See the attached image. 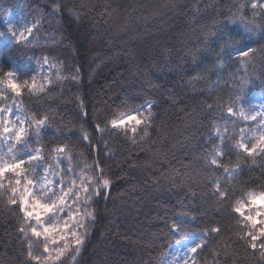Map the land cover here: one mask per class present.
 Instances as JSON below:
<instances>
[{
  "label": "clouds",
  "instance_id": "9594fccd",
  "mask_svg": "<svg viewBox=\"0 0 264 264\" xmlns=\"http://www.w3.org/2000/svg\"><path fill=\"white\" fill-rule=\"evenodd\" d=\"M131 2L144 10L137 17L142 31L128 27L132 16L123 0H0V81L11 73L33 115L46 114L50 121L32 145L44 159L28 165L29 178L39 193L44 177L52 179L45 166L62 143L73 164L86 161L89 175L111 182L87 205L94 211L80 229L84 242L76 264H264L240 239L233 210L249 191H264V170L254 173L252 185L243 175L226 178L227 169L246 158L218 159L214 151V128L227 123L237 96L245 106L264 103V0ZM29 28L31 37L17 42L13 33L27 36ZM145 38L154 42L139 46ZM248 48L249 56L237 55ZM48 63L67 74L85 66L88 82L57 81L48 76ZM110 65L117 80L101 86L112 76ZM34 81L43 85L38 95ZM78 97L87 117L79 114ZM133 113L148 119L113 126ZM62 167L67 183L72 170L66 162ZM9 196L7 187L0 190V264H34L29 242L33 255H41L47 241L33 236L31 229L41 225L25 223ZM200 242L206 247L194 255L190 249ZM71 256L63 264H72Z\"/></svg>",
  "mask_w": 264,
  "mask_h": 264
},
{
  "label": "snow or ice",
  "instance_id": "6c2138e0",
  "mask_svg": "<svg viewBox=\"0 0 264 264\" xmlns=\"http://www.w3.org/2000/svg\"><path fill=\"white\" fill-rule=\"evenodd\" d=\"M8 27L12 29L13 25L9 24ZM31 32L32 28H29L27 36L23 32L13 35L16 41L20 42L22 39L30 38ZM251 51L250 48L244 49L237 55L247 57ZM47 73L49 77L54 76L57 81L66 79L79 81L82 78L79 68L75 73L67 74L61 65L55 63L47 64ZM11 75L9 73V80L0 81V190L8 188L10 192L8 204L19 210L25 223L35 220L41 225L40 228L33 227L31 233L36 238L43 236L47 241L41 249L42 254L33 255L31 242L27 251V256L34 264H63L70 253L72 264H76V256L84 242L80 229L87 224L94 211L87 205L91 203L94 195H101L104 190H109L111 182L108 179L97 181L89 175L91 168L86 161H77L73 164L71 150L61 143L54 149L55 156L49 158L53 163L45 166L52 179L45 176L40 185V192H37L35 187L37 181L29 178L28 165H37L44 159L42 151L32 145L40 143L39 134L50 127V121L46 114L39 117L33 115L25 104L20 85L11 78ZM48 82L51 83V79ZM32 88L37 95L43 91V85L38 88L35 81ZM5 92L9 95H5ZM236 100L237 106H230L227 109V123L214 128L217 141L214 151L218 159H223L225 155H243L246 158L245 163L227 169L225 177L230 179L239 178L245 168L250 173L254 170H264V103H251L245 106L242 97L237 96ZM77 104L80 116L87 117L88 109L83 98L78 97ZM147 107L150 109L151 104L149 103ZM147 119V115L141 119L139 113H133L112 123L114 127H125L128 121L140 125ZM96 127L99 130V126ZM135 130L133 127L132 131ZM82 138H88L84 130ZM96 147L98 150L99 146ZM224 148H228L227 153L223 152ZM258 156L261 158L260 162H257ZM65 162L72 170L67 183L64 182L65 169L62 167ZM213 163L216 164L215 159ZM57 175L60 177L59 180L55 179ZM56 185H59L58 193ZM44 193H47L48 199L43 198ZM233 210L239 216L237 227L241 229L240 239L245 241L247 248L264 257V191H249L246 200L237 201ZM52 217H55L54 222L45 223L46 219ZM19 230L25 237L28 236L23 225ZM214 231L219 233L218 228ZM50 244L57 246L50 247ZM203 247L206 245L200 242L190 251L195 255ZM186 264H195V261L191 259Z\"/></svg>",
  "mask_w": 264,
  "mask_h": 264
},
{
  "label": "trees",
  "instance_id": "16d2710c",
  "mask_svg": "<svg viewBox=\"0 0 264 264\" xmlns=\"http://www.w3.org/2000/svg\"><path fill=\"white\" fill-rule=\"evenodd\" d=\"M144 2H145V0H139V3L140 4H143ZM134 7L136 8V11L135 12L133 11V8ZM123 8L129 14H131V16H132V23H130L128 25V27H133L135 25H139L140 27H139L138 30H141L142 31L143 30V24H142V22L140 20L137 19V17H139L144 10L142 8H140L138 6V4H136L134 2H131V0H123ZM188 9H189V11H192L190 4L188 6ZM145 15H146V13H145ZM192 15L194 16L195 13L192 12ZM151 26L152 25L149 24V28H151ZM175 31H176L175 25H173L172 33H175ZM153 35H155V33H153ZM153 42L154 41L149 40L148 38H145L143 41L140 42V45L139 46H141V47H148ZM86 64H87V61H85V66H86ZM85 66H82L81 67L82 81L85 82V83H87L88 82V72L86 71ZM102 67H103V65H102ZM97 71H99V70H97ZM107 71L112 72V76L107 81L101 79V81H100V85L101 86L104 85V84L113 83L114 81L117 80V72L113 69V67L111 65L109 66V68L107 69ZM121 72H122V70H121ZM119 79H123V76L120 75ZM66 115L70 116L71 113L69 112ZM179 115H183V113H179ZM173 119H175V116H173ZM143 155H144L143 153H139V156L143 157ZM233 159H234V156H233ZM258 172H259L258 170H254L253 172L250 173L248 171V169L245 168V171H244V173L242 175L244 176L245 180L248 181V184L249 185H252L253 183L257 182V178H256V175L254 173H258ZM249 177H251V178H249ZM10 222L11 221H9V223ZM118 222L119 221L117 220V223ZM0 223H2V221H0Z\"/></svg>",
  "mask_w": 264,
  "mask_h": 264
}]
</instances>
